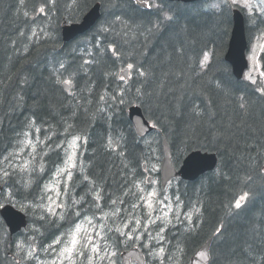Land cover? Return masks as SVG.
I'll list each match as a JSON object with an SVG mask.
<instances>
[{
  "label": "trees",
  "instance_id": "obj_1",
  "mask_svg": "<svg viewBox=\"0 0 264 264\" xmlns=\"http://www.w3.org/2000/svg\"><path fill=\"white\" fill-rule=\"evenodd\" d=\"M209 2L156 0L142 7L134 0H0V154L19 149L23 132L34 125L46 138L39 153L42 178L31 177L28 188L25 179L16 185L13 176L8 181L12 187L2 182V199L10 192L21 210L22 204H47L39 200L42 179L49 180L61 163L55 145L64 141L68 129L81 137L95 194L99 192L109 209L121 211L125 205L120 216L113 212L117 220L112 231L121 230V219L125 223L140 219L141 231L148 225L163 226L166 231L161 234L171 239L165 243L167 256L176 260L171 264H188L211 238V264H264V94L258 91V82L234 77L225 61L232 11L210 10ZM97 3L102 6L97 25L64 44L61 24L81 21ZM246 19L250 42L254 31L251 17ZM207 54L210 61L201 67ZM260 62L264 72V53ZM129 64L132 76L125 81L120 72ZM65 79L72 81L70 91L63 86ZM132 105L140 106L159 130L138 138L127 114ZM164 140L177 168L196 150L215 153L219 161L214 171L195 182L172 181L169 196L178 214L162 225V215H152L150 221L146 207L132 205L140 203L135 183L146 177L145 164L159 180ZM110 141L115 151L109 148ZM77 177L69 189L74 196L66 206L97 212L92 206L95 194H85L87 185L82 193L75 188ZM245 194L248 201L235 209ZM23 211L31 221L14 237L0 217V264H22L19 259L29 249L17 255L15 244L24 239L23 232L34 227L26 238L34 236L32 243L40 250L72 229L76 220L73 216L61 224L58 216L49 217L52 225H46L39 220L43 209ZM189 215L191 221L186 219Z\"/></svg>",
  "mask_w": 264,
  "mask_h": 264
},
{
  "label": "snow or ice",
  "instance_id": "obj_2",
  "mask_svg": "<svg viewBox=\"0 0 264 264\" xmlns=\"http://www.w3.org/2000/svg\"><path fill=\"white\" fill-rule=\"evenodd\" d=\"M229 0H225V3L228 4ZM235 6L238 8H241L243 10H247V12L251 15L253 13L254 7H259L261 9H264V0H259V5H256L253 3V0H230L229 7ZM41 12L44 11L43 8L40 9ZM262 15H264V11L261 12ZM171 19V17H169ZM35 35V33H33ZM209 57L207 55H204V62L201 64V67L204 66V64L207 63ZM85 63H88L86 61ZM61 68L64 66L61 65ZM129 68L132 67L131 64L128 65ZM141 76L145 75L144 72L139 73ZM261 76H264V72H261ZM123 79V77H122ZM247 79L251 80L253 84H256V80L249 75ZM64 85H69L72 83L71 80L65 79L62 81ZM258 91L261 92V94H264V88L258 89ZM103 99V97H101ZM241 108L244 107V104L241 103ZM34 123V121L32 122ZM71 125H69V128ZM155 127V125H153ZM40 128H35V133H40ZM47 135V134H46ZM69 135H72V139L69 142L67 137ZM24 139L20 141L19 150L9 153L8 155L2 156V161H0V164L6 163L7 167H2L0 169V182L8 184L9 187H12V183H8V181L13 177L14 173L24 172L27 171L29 173H35L37 176L39 174H42L44 172V164L41 162L39 163V167L36 168L35 166L32 168H29V163H33L37 161V156L35 155L37 152L36 145L33 143L32 139H29V132L25 131L23 132ZM49 140H51V136L47 137ZM81 140V137L75 136L72 133L69 132L68 129L64 130V141L63 142H57L55 147L56 150L60 153V160L61 163H63L64 167H58L56 169V175L55 178L50 179V183H47L44 185L43 193L39 195V200L44 201L47 200V204H22V210L24 208H28L29 211H31L34 207H39L44 210L45 214L39 216V220L44 221L46 225H52L51 219H48L49 217L55 218L57 216V210L63 209L64 212L70 213L74 217H79L80 219H83L84 217L88 216V213L85 212L84 216H81L80 211L73 210L72 208L66 206L65 202L61 200L62 195H67V193H61L59 190V185L61 183H64L63 177H66L67 181H71L73 178V171L74 169H77V155L79 151L78 147V141ZM38 143H43V141H40L37 138ZM51 147V145H49ZM31 149L30 160L27 162H24L20 167H17V158L21 157L26 150ZM109 148L112 151H115L116 149L112 147V142H109ZM75 149V150H72ZM46 154V153H45ZM146 167V166H145ZM84 181L89 180V176L84 175L83 176ZM151 178L145 177L144 179L140 180L139 182L135 183V188L138 190V197L137 199L140 201L138 204H133V208H147V217L151 221V217L155 211H157V205H160V211H163L164 208H171V199L167 195V193L163 190L157 191L153 190L151 188L152 185ZM32 184V181H29V184L27 187H30ZM146 185L147 187H142L141 185ZM52 185H56V187H52ZM92 189L90 188L89 191ZM39 191V189H37ZM3 192V188H0V193ZM49 193H53L52 195H49ZM102 197L100 196L99 192H96L95 194V201L96 203L92 205L93 207L99 209L101 205L98 203V201ZM34 199V198H33ZM175 199L177 202H179V196H175ZM247 202L248 196L247 194L241 196L236 202H235V209H241L244 205L241 202ZM73 204L78 203V201H73ZM112 204H115L116 201L112 200ZM123 203V201H121ZM64 212H61L59 219L64 220L65 215ZM120 212V209H116V213L118 214ZM168 216V213H164L160 219L163 222H165L166 218ZM101 220L104 219V217H100ZM179 219V217H177ZM186 219L191 221V216H187ZM154 222V221H153ZM89 225H93V220L91 217L88 218ZM167 223H171L170 220H167ZM129 224L133 225V228H129ZM58 226V225H56ZM74 230L70 229L65 237L56 236L54 237L50 243H48L47 247L43 248L42 251L47 254V261L40 259V257L36 254V245L33 243H27L28 251L26 254L25 259L29 261H38L39 264H103L104 260L108 258L110 260L111 256H114L115 253L109 252L110 245L108 244V240L110 239V232L111 229L106 230L103 224L95 225L92 227V232L88 234H82V228L79 223H75L73 225ZM124 228L128 229V232L121 231L120 229H116V231L119 232V235L121 237H124L126 239H134V237L130 234L133 230L137 233V236L135 238H141L139 236L140 232V219H136L135 221H129L128 223L124 224ZM35 231H39V229H36ZM145 232H147V228L144 229ZM166 229L161 226L159 229V232H164ZM149 236H151V233H148ZM33 240L35 237L33 236ZM152 240H155L157 244H161L164 240V237L162 235H158L156 237H151ZM26 241L27 238L20 240L15 244V247L18 249L17 255H19V251H23L26 247ZM59 246V248H57ZM143 246L149 247L150 252L153 256L159 259L160 264H164L163 261V254H164V248L159 247L158 251L153 250L150 244H144Z\"/></svg>",
  "mask_w": 264,
  "mask_h": 264
},
{
  "label": "rangeland",
  "instance_id": "obj_3",
  "mask_svg": "<svg viewBox=\"0 0 264 264\" xmlns=\"http://www.w3.org/2000/svg\"><path fill=\"white\" fill-rule=\"evenodd\" d=\"M137 1L139 3H143L144 5L149 6V4L151 2H155L156 0H137ZM253 3L256 4V5H259V0H253ZM229 4H230V0H229L228 4L225 3V0H210V2L208 4V8L210 10H214V11L221 10L222 8H231V9L237 8L235 6L229 7ZM262 11H264V9H261L259 7H254L253 13L250 15L247 12V10H245V14H247V15H249L251 17V26H252L253 31H254V35H253V38H252V40L250 42L251 44H250V47H249L248 52H247V56H248V59H249L250 66H249L248 71L245 73V79L248 80V81H251V80L247 79V77L249 75H251V77L253 79H255L256 82L259 83L260 87L264 88V77L260 75L262 71H261V65H260V61H259L260 54L264 53V15L261 14ZM97 23H96V25H97ZM207 56H209V54ZM131 76H132V73H130V77ZM129 109H130V107L127 109V114L129 113ZM32 127H33V129L30 128V129H28L27 132H29V137L28 138L32 139L33 143L36 145L37 152H36L35 155L37 156V161H35L33 163H29V168H32L34 166L36 168H38L39 167V163H41V160L39 159V156L41 155V154H39L40 153V148L45 147L46 138L41 135V131L38 134L35 133V128H37V127L40 128L39 126L34 125ZM37 138L40 141H43V143L42 144L38 143L37 142ZM23 139H24V137H23ZM123 139L124 138L122 137L121 138L122 142H123ZM70 141L71 140H69V142ZM81 143H82L81 141H78V147H79V151H78V155H77V165L78 166H77V169L72 170L73 171V177L78 176L77 177V181H76V185L77 186L75 188L78 191H81V193H82L84 191L85 185H87L86 187L88 189L85 190V194H90L91 196H93L95 194V188L93 187V183L90 180H88V181H84L83 180V176L84 175L88 176V171H87L86 160L84 161L83 156H82ZM18 150L19 149H16L15 151H18ZM72 150H75V149H72ZM15 151H13V152H15ZM30 153H31V149L29 148L28 150H26V152L21 157H18L16 166L20 167L24 162L29 161L30 158H31L30 155H29ZM4 167H7V164H5ZM58 167H64L63 163H60V165L57 166L56 169ZM56 169H55V172H54L52 178H55ZM152 171L156 172V167L155 166L152 168ZM34 175H36V174L35 173H29L27 171L14 173L13 174V176L15 178L14 182L16 183V185H19L25 179L26 186H27L29 184L30 180L33 183V179L31 177H33ZM39 176H40V179H41L43 174H39ZM26 177H29L31 179H28ZM62 179H64L65 182L61 183L59 185V190L61 191V193H65V192L67 193V192H69V189L72 187V185L70 183L71 181H67L66 177H63ZM47 183H50V180ZM0 184L3 185L2 182H0ZM151 186H153V187H151L153 190H157V181H154ZM52 187H56V185H52ZM90 188L92 189L91 191H89ZM165 191L168 194V189H165ZM52 194L53 193H49V195H52ZM73 196H74V194L69 192V193H67V195H62L61 196V200H63L65 202V204H66L68 200L73 198ZM94 197H95V195H94ZM77 200H79V199H77ZM15 201L16 200L11 197V193L8 192L7 196L2 199L1 206L6 205L7 203H9V204L12 203L13 204ZM19 201L22 202V203H28V201H26V200H19ZM46 203H48L47 200H46ZM98 203L101 205V207L97 210V212H93L92 214L88 213V216L84 217L83 219H80L79 217H75L76 220H75L74 224L75 223H79L81 225L82 234L91 233L92 232V227L95 226V225H99V224H103L105 229L108 230L113 225L115 220H117V216L115 214H113V212H116L115 209H109L110 206L107 209L103 208L102 199H100L98 201ZM124 207H125V205H124ZM124 207H122V208L124 209ZM156 207H157V211H155L153 213V215H157V214L163 215L164 213H168L167 218L169 220H171L175 215L178 214L177 204L173 200H171V208L170 209L169 208H164L163 211H160L161 206L157 205ZM77 208H78V206H77ZM123 209L120 212L123 213ZM73 210H78V209H73ZM78 211H80V210H78ZM146 211H148L147 208H146ZM61 212H64V210L63 209H58L57 210V216L58 217H60ZM80 213H81V216H84V213L82 211H80ZM68 214H69L68 217H66L67 212H64L65 219L60 221L61 224H63V223L67 224L69 222V220L73 217L70 213H68ZM118 215L120 216V214H118ZM89 217L92 218L93 225H89V223H88V218ZM100 217H104V219L101 220ZM28 218L31 221V217H28ZM120 223H124V220L121 219ZM148 226L145 227V228H147V232H145L144 230H142V231L140 230L139 236L141 238H135L137 236V233L135 232V230H133L130 233L134 237V239H126L124 237H121L119 234L115 235V234H111V232H110V239L108 240V244L110 245L109 252L110 253L114 252L115 255L111 256L110 260L108 258H106L104 260L103 264H120L119 260H120V262L122 264V261L120 259V256L118 255V253L128 243L130 244L132 242L133 243L142 242L143 245L144 244H150L152 249L156 250V251H158L159 247H163L162 245L159 246L156 243L155 240L151 239V237H156L158 235V233H159V235H161V232H159L160 228L148 227ZM72 230H74V228H72ZM32 231H34V227H32L31 230H27V232H23L21 237H23L25 239L26 236L28 234H30ZM67 233H68V231L63 233L62 238L65 237ZM148 233H151V236H149ZM32 241H33L32 237L27 238L25 249H28L27 243H32ZM37 248L38 247L36 246V254L40 257V259L47 261V259H48L47 254H45L42 251V249L38 250L39 248L38 249ZM57 248H59V246H57ZM146 249L148 250V256H149V261H150V263H147V264H160L159 259L151 254L149 247H146ZM164 252H165V249H164ZM19 260H20V262L22 264H39L38 261H29V260H26L25 258H20Z\"/></svg>",
  "mask_w": 264,
  "mask_h": 264
},
{
  "label": "water",
  "instance_id": "obj_4",
  "mask_svg": "<svg viewBox=\"0 0 264 264\" xmlns=\"http://www.w3.org/2000/svg\"><path fill=\"white\" fill-rule=\"evenodd\" d=\"M140 6L144 4L139 3ZM170 2H182L186 4L194 3L198 0H168ZM101 4H95L82 18L80 22L68 23L64 21L61 25V33L63 42L69 43L75 40L77 37L84 35L91 30L101 18ZM233 29L229 40L228 50L225 55V61L231 66L232 73L237 80H243L244 74L249 67L247 59L248 40L246 36V23L245 16L239 9L232 11ZM129 68H126L122 73V76L128 79ZM67 90H70V86L64 85ZM129 118L134 124L138 135L143 138L154 130L150 126L149 121L145 118L141 107L132 106L129 109ZM163 149V163H162V184L165 187L167 183L174 177L180 176L187 181H195L200 176L207 172H211L216 169L218 165V157L215 153L193 151L183 161V164L176 172L172 165V153L169 144L164 141L162 145ZM0 188H3L0 185ZM2 193H0L1 197ZM0 214L9 228L10 234L15 235L21 230L25 229L28 225L27 216L20 210L16 209L12 205H5L0 207ZM209 246L210 242L203 246L195 255L192 264H208L209 262ZM134 260H137L139 264H144L141 255L137 251H132ZM129 255V256H130ZM125 263L129 258H124Z\"/></svg>",
  "mask_w": 264,
  "mask_h": 264
},
{
  "label": "bare ground",
  "instance_id": "obj_5",
  "mask_svg": "<svg viewBox=\"0 0 264 264\" xmlns=\"http://www.w3.org/2000/svg\"><path fill=\"white\" fill-rule=\"evenodd\" d=\"M142 110H143V109H142ZM216 155H217V154H216ZM185 157H186V156H185ZM145 165H146V164H145ZM202 176H203V175H202ZM202 176H201V177H202Z\"/></svg>",
  "mask_w": 264,
  "mask_h": 264
}]
</instances>
